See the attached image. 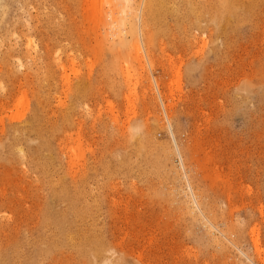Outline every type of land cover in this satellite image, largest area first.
I'll return each mask as SVG.
<instances>
[{
  "label": "rangeland",
  "instance_id": "1",
  "mask_svg": "<svg viewBox=\"0 0 264 264\" xmlns=\"http://www.w3.org/2000/svg\"><path fill=\"white\" fill-rule=\"evenodd\" d=\"M114 1L0 2L1 264H264V0Z\"/></svg>",
  "mask_w": 264,
  "mask_h": 264
},
{
  "label": "bare ground",
  "instance_id": "2",
  "mask_svg": "<svg viewBox=\"0 0 264 264\" xmlns=\"http://www.w3.org/2000/svg\"><path fill=\"white\" fill-rule=\"evenodd\" d=\"M2 0H0V2H1ZM117 1H119L120 3H122V6H124V4H129L130 2H131V0H117ZM117 1L115 0L114 2H116L117 3ZM155 1V0H154ZM188 1V0H187ZM262 1V0H261ZM111 2H113V1H111ZM148 3L146 4L147 5V7L145 6V8H146V14H147V16H151V18H155L154 17V10H153V5H155L153 2H152V0H148L147 1ZM199 2V1H198ZM246 2V1H245ZM264 2V1H263ZM124 3V4H123ZM249 3H250V1H249ZM110 4V3H109ZM119 4V3H118ZM117 4V5H118ZM204 4V5H203ZM257 4V3H256ZM111 5V4H110ZM201 5H202V7H205V8H207V10L206 11H204L203 9L201 10V13L199 12V11H197L199 14H202V15H206V16H210V21H211V23H213V24H218V23H220L221 24V21L223 20L222 18L223 17H225V16H227V15H229L232 11H233V9H235L234 7V4H233V0H203V3H201ZM200 4H198V6H197V10H199L198 8H199V6H201ZM164 6V5H163ZM190 6V5H189ZM112 7V6H111ZM111 7H110V10H111ZM115 7H117V6H115ZM120 7H121V4H120ZM125 7V6H124ZM123 7V9L121 10V8H120V10L121 11H119V10H116V9H114V8H112V10H114V11H111V14H113V15H115L116 16V14H118L119 16L120 15H122V18L124 17V15H127L128 16V11H127V9H128V6L126 7L127 9L125 10V8ZM118 8V7H117ZM119 9V8H118ZM129 9H130V7H129ZM128 9V10H129ZM158 9V8H157ZM236 10V9H235ZM234 10V11H235ZM127 11V12H126ZM157 11V10H156ZM114 13H116V14H114ZM156 13V12H155ZM160 13V12H159ZM199 14H197L198 16H199ZM113 15H112V17H113ZM117 15V16H118ZM156 15V14H155ZM119 16H118V18H119ZM240 16V15H239ZM126 17V16H125ZM117 18V19H118ZM121 18V17H120ZM226 18H228V17H226ZM229 18H230V16H229ZM231 19H233V18H231ZM115 20V17H114V19H113V21ZM119 20V19H118ZM118 20H115L116 21V24H115V26L116 25H119L118 23ZM121 20V19H120ZM241 20H242V18H241ZM118 22V23H117ZM121 22V21H120ZM209 22V21H208ZM223 22V21H222ZM225 22V21H224ZM114 23V22H113ZM122 25H124L123 24V21H122ZM225 26V25H224ZM224 26H223V28H224ZM117 27V26H116ZM119 28L121 27V25H119L118 26ZM116 29V28H115ZM122 29V28H121ZM121 29H119V31H122ZM225 30V29H224ZM114 34H116V33H114ZM219 37V36H218ZM149 41H151V38L149 37ZM136 44V43H135ZM137 46V48H138V44L136 45ZM138 49H140V48H138ZM86 85V84H85ZM79 98V97H78ZM82 99V98H81ZM38 111V110H37ZM67 117V116H66ZM31 120V119H30ZM17 129V128H16ZM45 130V129H44ZM22 134V133H21ZM15 138V137H14ZM8 140V139H7ZM10 140V139H9ZM40 142V141H39ZM39 144V143H38ZM2 145V144H1ZM3 146V145H2ZM36 146V145H35ZM4 147H5V145H4ZM2 149V148H1ZM0 149V150H1ZM20 149V148H19ZM3 150V149H2ZM21 153V152H20ZM23 153V152H22ZM25 154V153H24ZM13 156V155H12ZM23 156V155H22ZM9 158V157H8ZM11 158V157H10ZM24 159V158H23ZM22 159V160H23ZM24 160H26V159H24ZM28 161V160H27ZM46 161V160H45ZM40 169V168H39ZM45 169V168H44ZM40 174V173H39ZM71 174V173H70ZM72 177V176H71ZM63 179V178H62ZM68 179V178H67ZM85 180H86V178H85ZM88 180V179H87ZM43 181V180H42ZM45 181V180H44ZM62 182H63V180H62ZM65 182H68V181H65ZM85 182H87V181H85ZM83 183V182H82ZM75 184H76V182H75ZM87 185V184H86ZM37 186V185H36ZM77 186V185H76ZM46 187V186H45ZM79 187V186H78ZM86 187V186H85ZM55 188H57V187H55ZM25 189V188H24ZM27 189V188H26ZM5 190V189H4ZM3 190V191H4ZM77 191V190H76ZM88 193V192H87ZM89 194V193H88ZM1 195H2V193H1ZM11 199V198H10ZM96 199V198H95ZM12 200V199H11ZM17 202V201H16ZM87 202V201H86ZM85 202V203H86ZM97 203V202H96ZM38 204V203H37ZM51 204H52V202H51ZM40 205V204H39ZM36 206V205H35ZM62 208V207H61ZM82 208V207H81ZM80 208V209H81ZM10 209V208H9ZM79 209V210H80ZM12 210V209H11ZM78 210V211H79ZM91 211H92V209H91ZM94 211V210H93ZM53 212V211H52ZM79 222V221H78ZM19 225V224H18ZM49 225V224H48ZM10 227L8 226V227H6L5 228V226H0V232L2 233L3 231H5V229L7 230V229H9ZM39 229V228H38ZM85 229H86V227H85ZM17 230V229H16ZM47 231V230H46ZM87 231V230H86ZM86 231H84L85 232V234H86ZM26 232V231H25ZM10 233V232H9ZM4 234H5V232H4ZM18 234V233H17ZM16 234V235H17ZM45 234V233H44ZM73 234H75V233H73ZM83 234V233H82ZM6 235V234H5ZM20 235V234H19ZM70 235V234H69ZM68 236V235H67ZM69 237V236H68ZM77 237V236H76ZM91 237V236H90ZM98 237V236H97ZM42 238V237H41ZM34 239V238H33ZM52 239H53V237H52ZM63 239V238H62ZM68 239V238H67ZM81 239H82V237H81ZM85 240H90V238L86 235L85 236V238H84ZM28 240V239H27ZM50 241V240H49ZM54 241H55V239H54ZM68 241H69V244H70V246H71V248H72V250H73V252L75 253H79L80 255H82V257L84 258V260L86 261V259L88 260V263L89 264H110L111 262L110 261H108L107 259L105 260V262H102V263H99L98 261H97V255L96 254H94L93 252H95L94 251V249H93V247H91V248H89L91 245H89V243L87 242H85L84 240H79V239H77V238H74V237H72V235L69 237V239H68ZM66 242V241H65ZM7 244V243H6ZM57 245V244H56ZM11 247V244L8 242V244L5 246V245H3L2 246V248H0V252H6V251H8V249ZM255 247H256V249H257V251L258 252H260V246H259V242L258 241H255ZM79 249H82V250H79ZM79 250V251H78ZM66 251V250H65ZM6 254V253H5ZM11 254V253H10ZM65 254V253H64ZM76 256V255H75ZM0 257H1V255H0ZM68 257V256H67ZM74 257V256H73ZM2 258V257H1ZM25 258V257H24ZM56 258V257H55ZM73 260V259H72ZM3 261H6V258H4V260ZM44 261V260H43ZM120 263H121V261H120ZM0 264H1V261H0Z\"/></svg>",
  "mask_w": 264,
  "mask_h": 264
}]
</instances>
